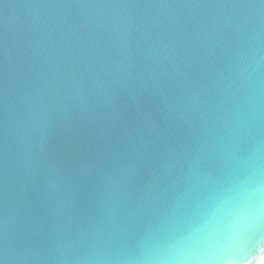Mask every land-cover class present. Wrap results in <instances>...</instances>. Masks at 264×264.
Returning a JSON list of instances; mask_svg holds the SVG:
<instances>
[{
	"label": "water",
	"instance_id": "95a60500",
	"mask_svg": "<svg viewBox=\"0 0 264 264\" xmlns=\"http://www.w3.org/2000/svg\"><path fill=\"white\" fill-rule=\"evenodd\" d=\"M264 0H0V264H256Z\"/></svg>",
	"mask_w": 264,
	"mask_h": 264
},
{
	"label": "bare ground",
	"instance_id": "6f19581e",
	"mask_svg": "<svg viewBox=\"0 0 264 264\" xmlns=\"http://www.w3.org/2000/svg\"><path fill=\"white\" fill-rule=\"evenodd\" d=\"M256 264H264V255L258 260Z\"/></svg>",
	"mask_w": 264,
	"mask_h": 264
}]
</instances>
